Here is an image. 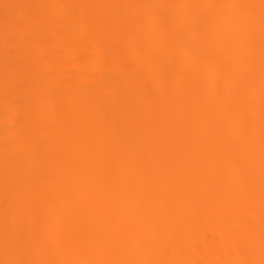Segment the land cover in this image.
<instances>
[{"label": "bare ground", "instance_id": "obj_1", "mask_svg": "<svg viewBox=\"0 0 264 264\" xmlns=\"http://www.w3.org/2000/svg\"><path fill=\"white\" fill-rule=\"evenodd\" d=\"M0 264H264L262 0H0Z\"/></svg>", "mask_w": 264, "mask_h": 264}, {"label": "rangeland", "instance_id": "obj_2", "mask_svg": "<svg viewBox=\"0 0 264 264\" xmlns=\"http://www.w3.org/2000/svg\"><path fill=\"white\" fill-rule=\"evenodd\" d=\"M151 6L153 7V5H151ZM37 16H38V14H37ZM37 16L35 15V19H36V20L34 19V21H35V22L37 21L36 24L38 25V27H41V26H42L41 28H43V25L40 24V23H41V22H40L41 20L39 21V18H38ZM166 17H167V18L164 19V21L166 22V24H169L171 21H173V19H172L170 16H166ZM37 18H38V20H37ZM171 19H172V20H171ZM38 21H39V23H38ZM37 25H36V27H37ZM34 28H35V27H34ZM41 28H38L37 30H39V29H41ZM210 29H211V28H210ZM212 29H213V28H212ZM208 30H209V28H208ZM206 32H207V30H206ZM208 32H211V31L209 30ZM4 34H5V33H4ZM4 36H5V35H4ZM29 36H30V35H29ZM29 36H27V37L30 38L31 36H30V37H29ZM26 39H27V38H26ZM26 39H25V40H26ZM30 39H31V38H30ZM30 39H29V40H30ZM26 41H27V40H26ZM189 41H190V39H189ZM128 53H129V52H128ZM135 53H137V52H135ZM129 54H130V53H129ZM129 54H128L127 56H129ZM138 55H139V54H138ZM130 56H131V55H130ZM130 56H129V57H130ZM129 57H128V61H129ZM131 58H132V57H131ZM131 58H130V60H131ZM34 60H35V59H34ZM33 62H34V65H35L36 62H35V61H33ZM110 62H112V60H110ZM19 83H21V82H19ZM5 115H6V114H5ZM6 117H7V115H6ZM40 157H41V158H40ZM39 158L42 160L43 157L39 155ZM42 222H43V221H42ZM39 226H40V227H39ZM39 226H38V228H41V226H42V230L37 228L38 230H41V231L38 232V234L40 233L39 235H41L42 233H44V232L46 231V230H45V223L42 224V223L40 222V225H39ZM42 236L44 237L45 235L42 234Z\"/></svg>", "mask_w": 264, "mask_h": 264}, {"label": "snow or ice", "instance_id": "obj_3", "mask_svg": "<svg viewBox=\"0 0 264 264\" xmlns=\"http://www.w3.org/2000/svg\"><path fill=\"white\" fill-rule=\"evenodd\" d=\"M262 7H264V0H262Z\"/></svg>", "mask_w": 264, "mask_h": 264}]
</instances>
